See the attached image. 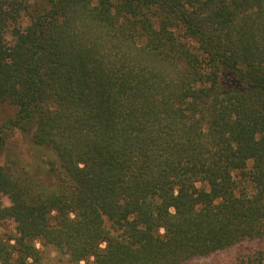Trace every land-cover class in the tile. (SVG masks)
Returning <instances> with one entry per match:
<instances>
[{
	"label": "trees",
	"instance_id": "trees-1",
	"mask_svg": "<svg viewBox=\"0 0 264 264\" xmlns=\"http://www.w3.org/2000/svg\"><path fill=\"white\" fill-rule=\"evenodd\" d=\"M0 106V264H264V0H0Z\"/></svg>",
	"mask_w": 264,
	"mask_h": 264
},
{
	"label": "rangeland",
	"instance_id": "rangeland-1",
	"mask_svg": "<svg viewBox=\"0 0 264 264\" xmlns=\"http://www.w3.org/2000/svg\"><path fill=\"white\" fill-rule=\"evenodd\" d=\"M12 112L10 107L0 106V126L7 119L8 114ZM54 157L52 152H49L48 149H42L40 147L32 144L30 139L27 136L20 134L15 131L14 134L7 140L3 158L4 161L10 165L17 167L18 169H28L32 174H39L36 170L40 169L41 171L46 166L47 161L51 160ZM5 204H8V201L4 199ZM14 223L8 221L0 225V236L10 235L14 233ZM42 262L43 264H56L58 255L51 248L42 249ZM234 251H227L219 255V258L228 259L233 255ZM214 258L201 259L198 261L191 262L189 264H207L212 261Z\"/></svg>",
	"mask_w": 264,
	"mask_h": 264
}]
</instances>
